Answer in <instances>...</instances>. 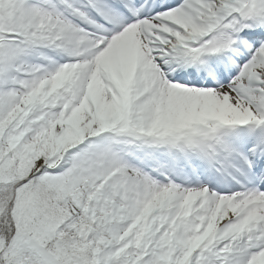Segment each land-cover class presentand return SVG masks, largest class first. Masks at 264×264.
<instances>
[{"label": "snow or ice", "instance_id": "6c2138e0", "mask_svg": "<svg viewBox=\"0 0 264 264\" xmlns=\"http://www.w3.org/2000/svg\"><path fill=\"white\" fill-rule=\"evenodd\" d=\"M0 264H264V0H0Z\"/></svg>", "mask_w": 264, "mask_h": 264}]
</instances>
